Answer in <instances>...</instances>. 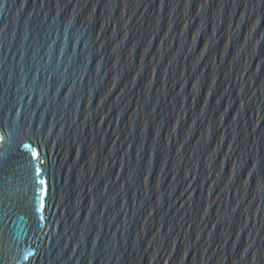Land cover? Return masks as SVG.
I'll return each instance as SVG.
<instances>
[{"label": "water", "instance_id": "obj_1", "mask_svg": "<svg viewBox=\"0 0 264 264\" xmlns=\"http://www.w3.org/2000/svg\"><path fill=\"white\" fill-rule=\"evenodd\" d=\"M0 264H264V0H0Z\"/></svg>", "mask_w": 264, "mask_h": 264}, {"label": "snow or ice", "instance_id": "obj_2", "mask_svg": "<svg viewBox=\"0 0 264 264\" xmlns=\"http://www.w3.org/2000/svg\"><path fill=\"white\" fill-rule=\"evenodd\" d=\"M33 157H34L35 159H38V157L36 156L35 153H33ZM40 183L43 185L44 181L41 179Z\"/></svg>", "mask_w": 264, "mask_h": 264}]
</instances>
